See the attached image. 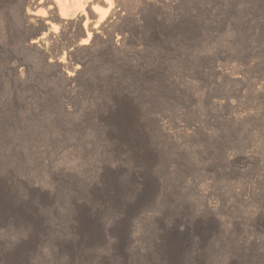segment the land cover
Here are the masks:
<instances>
[{"label": "rangeland", "instance_id": "1", "mask_svg": "<svg viewBox=\"0 0 264 264\" xmlns=\"http://www.w3.org/2000/svg\"><path fill=\"white\" fill-rule=\"evenodd\" d=\"M113 4L0 0V264H264V0Z\"/></svg>", "mask_w": 264, "mask_h": 264}, {"label": "bare ground", "instance_id": "2", "mask_svg": "<svg viewBox=\"0 0 264 264\" xmlns=\"http://www.w3.org/2000/svg\"><path fill=\"white\" fill-rule=\"evenodd\" d=\"M31 1H32V4L37 5V6L41 5V7L42 6L44 7L46 4H49V8L51 9L52 18L58 20L59 23L64 22V20H68V21L71 20L75 24V26L79 25L81 20H83L84 17L88 18V16H90V17L94 18L98 14L101 15V13L99 12L100 9H101V11L104 9L105 12L111 11V9L114 5L113 0H86L85 3L81 2V3H83V5L80 4L79 0H71V1H67V0H40L39 2L37 0H31ZM99 4H103L105 7L102 8L101 7L102 5L100 6ZM70 11H72V12H70ZM104 15H107V14H104ZM102 17L103 16H101V19H103ZM104 17H106V16H104ZM96 19H97V17H96ZM99 19H100V16H99ZM88 20H89V18H88ZM88 20L85 21L86 24L88 22H91V20L90 21H88ZM85 26H84V28H81L79 31H80V34L84 36L82 42L88 43L94 34V32H93L94 28L92 27L93 29L90 30V29L86 28ZM87 27H89V26L87 25ZM90 28H91V26H90ZM73 69H75V68H73Z\"/></svg>", "mask_w": 264, "mask_h": 264}]
</instances>
